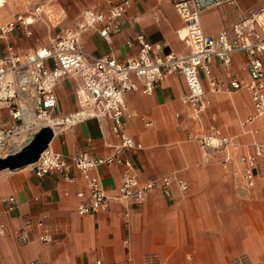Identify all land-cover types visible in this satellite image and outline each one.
<instances>
[{
	"label": "crops",
	"instance_id": "obj_1",
	"mask_svg": "<svg viewBox=\"0 0 264 264\" xmlns=\"http://www.w3.org/2000/svg\"><path fill=\"white\" fill-rule=\"evenodd\" d=\"M50 3H54L46 7L50 23L53 24L52 17L56 16V27L73 28L84 9L105 11L110 5L107 0H50ZM174 3L175 0H136L127 16L121 19V31L113 34L112 44L104 41L98 28L82 35V46L95 57L110 55L124 62L137 54L136 44L129 47L128 43L134 41L140 31L151 43H163L165 53L185 55L188 53L182 40L185 23ZM263 4V0H236L233 5L206 11L201 17L203 28L208 35L216 36L248 17L250 11L261 9ZM216 15L219 26H208L209 18ZM12 20L14 18H3L2 22ZM34 24L32 27H43ZM67 29L70 28L61 32ZM6 44L21 52L32 49L21 34L12 35L0 48ZM247 60L244 54L235 55L233 66L227 72L216 61L214 79L221 84L234 80L247 83ZM204 85L209 87L206 82ZM81 88L78 77L62 81L56 88L59 106L53 116L68 118L77 113V92ZM187 93L181 76L167 77L151 96L127 95L128 112L124 118L127 133L143 146L142 150L128 152L140 181H161L174 176L188 183L187 193H182L174 184L171 200L158 188L140 205L121 204L113 198L123 170L103 167L95 175L110 197L108 207L96 215L80 217L76 193L83 190L85 184L77 170L71 171L76 180L73 185L57 173L40 179L29 167L2 172L0 212L4 210L3 201L10 196H14L18 204L2 220L7 235L0 236V264H32L34 261L42 264H96L98 261L145 264L148 255H157L167 264H234L240 257L246 258L249 264H264V158L257 169L254 190L246 191L241 179L233 175L243 168L239 157L253 155L255 145L264 144V116L243 126L254 114L253 104L246 89H231L211 96L212 108L206 114L204 126L199 127L184 121L187 108L183 98ZM212 114L217 115L218 125L239 148L232 152L233 162L226 167L223 164L226 154H212L207 158L198 143L188 141L189 134L206 131ZM61 131L51 147L66 157L81 152L106 157L119 143L112 134L109 119H87ZM27 221L29 226H26ZM23 228L30 240L28 245H21L17 238ZM46 236L53 241L42 242L41 238Z\"/></svg>",
	"mask_w": 264,
	"mask_h": 264
},
{
	"label": "built area",
	"instance_id": "obj_2",
	"mask_svg": "<svg viewBox=\"0 0 264 264\" xmlns=\"http://www.w3.org/2000/svg\"><path fill=\"white\" fill-rule=\"evenodd\" d=\"M107 1L110 5L105 11L84 9L75 28L62 31L45 47L27 52L18 51L9 44L0 48V158L15 153L16 144L26 141V138L36 135L45 127L51 128L56 136L63 128L87 119H109L112 122V134L119 143L111 155L93 157L88 152H81L66 157L50 144L39 161L29 166L33 175L40 179L57 173L63 175L64 180L71 185L76 184L71 171L77 170L85 184L84 189L76 193L80 217L96 215L108 207L110 197L95 175L103 167L123 170L113 198L121 204L140 205L158 188L171 200L174 184L184 194L189 189L184 179L174 176H167L161 181H140L135 165L128 157V152L142 150L143 146L126 131L124 118L128 112L127 95L151 96L165 78L181 76L188 90L183 98L187 108L184 116L186 122L203 127L206 114L212 108L211 96L230 92L231 89H246L253 104L254 114L243 126L264 116V4L261 9L250 11L248 17L233 24L230 30L212 36L203 28L202 14L221 6L233 5L236 0H175V9L185 23L182 40L188 53H165L166 46L163 43H151L138 31L134 41L128 43L129 47L136 44L137 54L120 62L110 55L95 57L82 46V35L98 28H101L104 41L112 44L113 34L121 31V19L127 16L136 0ZM44 14V7L39 6L29 17L20 15L0 25V44L14 34L30 38L33 35L32 25ZM238 54L248 57L249 81L234 80L228 84L217 82L213 76L214 63L218 61L227 72L233 66L234 56ZM70 77H78L82 82V88L77 92L79 111L68 118L55 117L53 113L59 106L56 88ZM177 117L180 118V115ZM188 141L198 143L207 158L212 154H226L227 158L223 162L225 167L233 162L232 152L239 150L234 139L226 136L218 125L216 114L209 117L204 133L189 134ZM263 158L264 144L260 143L255 145L253 155L239 157L238 162L243 168L236 170L233 175L241 179L246 191L256 188L257 169ZM17 204L14 196L3 201L4 210L0 212L2 237L7 235L3 217L12 212ZM29 225L27 221L26 226ZM17 238L21 245L30 243L26 228L17 233ZM41 241L51 243L53 239L46 236ZM144 261L145 264H167L157 255H148ZM32 264L42 263L34 261ZM96 264L103 263L98 261ZM234 264L249 263L246 258L240 257Z\"/></svg>",
	"mask_w": 264,
	"mask_h": 264
},
{
	"label": "rangeland",
	"instance_id": "obj_3",
	"mask_svg": "<svg viewBox=\"0 0 264 264\" xmlns=\"http://www.w3.org/2000/svg\"><path fill=\"white\" fill-rule=\"evenodd\" d=\"M49 4L53 5L54 3H50V0H0V25L5 23L2 22L3 18L15 19L20 15L29 17L32 11L39 6H45L44 9L46 11V7H50ZM221 10L222 9L218 12L220 15L222 14ZM52 19H54L52 20L53 24L50 23L48 15L44 14L37 22H35L34 26L41 24L43 27H32L33 35L30 38L25 37L26 42H29L30 47L32 48L31 50H36L40 47L49 45L54 38L60 35L61 29L73 28L64 27L62 26L63 23L59 24L62 27H56L58 23L55 20L56 16L52 17ZM219 23V16L217 15L209 18V21H207V25L211 27H217L219 26Z\"/></svg>",
	"mask_w": 264,
	"mask_h": 264
},
{
	"label": "water",
	"instance_id": "obj_4",
	"mask_svg": "<svg viewBox=\"0 0 264 264\" xmlns=\"http://www.w3.org/2000/svg\"><path fill=\"white\" fill-rule=\"evenodd\" d=\"M55 137L54 131L45 127L41 129L32 140L20 150L0 158V173L16 172L37 163L45 150L48 149Z\"/></svg>",
	"mask_w": 264,
	"mask_h": 264
},
{
	"label": "bare ground",
	"instance_id": "obj_5",
	"mask_svg": "<svg viewBox=\"0 0 264 264\" xmlns=\"http://www.w3.org/2000/svg\"><path fill=\"white\" fill-rule=\"evenodd\" d=\"M43 126H45V125H43ZM32 138H33V135L26 138V141L20 142L19 144H16L15 151L20 150L26 143L30 142L32 140Z\"/></svg>",
	"mask_w": 264,
	"mask_h": 264
}]
</instances>
